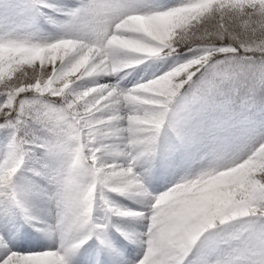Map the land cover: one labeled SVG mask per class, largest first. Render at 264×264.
Instances as JSON below:
<instances>
[{
  "label": "snow or ice",
  "instance_id": "6c2138e0",
  "mask_svg": "<svg viewBox=\"0 0 264 264\" xmlns=\"http://www.w3.org/2000/svg\"><path fill=\"white\" fill-rule=\"evenodd\" d=\"M0 264H264V0H0Z\"/></svg>",
  "mask_w": 264,
  "mask_h": 264
},
{
  "label": "rangeland",
  "instance_id": "374dc122",
  "mask_svg": "<svg viewBox=\"0 0 264 264\" xmlns=\"http://www.w3.org/2000/svg\"><path fill=\"white\" fill-rule=\"evenodd\" d=\"M124 202L129 205V208H132V209H135L136 208V206L133 205L131 202H129V201H124ZM123 221L125 222L124 228H129V227L132 226L129 221H125V220H123ZM121 239L122 238L119 237V234L118 233H114L113 234V240H114L115 243H117V245H119V243L121 242ZM123 242L124 243H127V241H123Z\"/></svg>",
  "mask_w": 264,
  "mask_h": 264
}]
</instances>
